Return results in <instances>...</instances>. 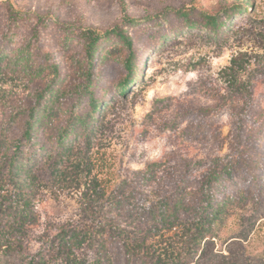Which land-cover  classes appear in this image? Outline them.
<instances>
[{"label": "rangeland", "instance_id": "1", "mask_svg": "<svg viewBox=\"0 0 264 264\" xmlns=\"http://www.w3.org/2000/svg\"><path fill=\"white\" fill-rule=\"evenodd\" d=\"M238 6L247 9L230 12ZM182 8L225 10L229 29L216 38L200 30L153 33L146 24ZM10 11L25 19L10 22ZM128 19L144 27L124 25ZM116 25L134 41L136 78L118 93L115 84L126 76L114 60L120 46L100 51L90 76L95 97H104L89 117L90 136L78 132L63 154L47 153L31 168L30 220L15 239L0 222V264H28L52 250L62 227L87 234L114 200L132 211L158 202L183 180L187 164L195 165L187 174L193 190L214 159L241 150L249 156L257 146L264 155V0H0V165L29 114L40 110L45 90V112L57 126L87 110L82 46L69 39ZM261 125L260 139H248ZM131 214L120 218L121 226H138ZM186 231L180 225L126 241L153 254L196 253L192 264H264V203L235 205L199 248L190 246Z\"/></svg>", "mask_w": 264, "mask_h": 264}, {"label": "trees", "instance_id": "2", "mask_svg": "<svg viewBox=\"0 0 264 264\" xmlns=\"http://www.w3.org/2000/svg\"><path fill=\"white\" fill-rule=\"evenodd\" d=\"M251 6V5H250ZM247 6H238L230 12L244 11ZM229 12V13H230ZM9 21L14 22L25 17L10 11ZM227 11L209 14L194 8L167 10L161 16L149 18L146 24L153 33L163 29L200 30L209 32L216 38L223 35L227 28L225 17ZM142 23V22H141ZM140 22L128 19L124 25L140 26ZM147 27V26H146ZM11 28L7 26L6 32ZM5 32V33H6ZM75 40L82 46L80 50L81 62L87 69V83L83 93L87 97L82 113L69 114L65 125L57 126L49 111L45 112L46 96L43 92V102L40 110L32 111L28 116L26 130L21 139L13 140L11 152L0 165V222L7 226L8 238L15 239L24 224L30 220L31 201L28 198L29 187L33 181L31 168L43 160L44 155L54 151L61 155L68 149L66 140H75L79 132L84 138L90 136V115L97 114L99 103L104 95L96 98L92 90L93 80L91 71L96 58L109 43H116L120 52L114 60L123 67L126 76H122L115 84L118 93L127 91L135 76L136 50L134 41L124 29L123 25H116L110 30L98 32L83 30L75 36ZM164 38V35H162ZM154 45L156 40L152 42ZM140 73V72H139ZM141 80V74H138ZM264 124V121H263ZM55 127V128H54ZM248 135V139L258 140L261 137L260 128ZM264 131V130H263ZM251 148L250 155L244 156L241 150L235 158L224 160L214 159L211 166L206 168L197 187L190 190L187 174L193 171L194 164H187L183 180L169 194L163 196L156 203L140 206L128 210L123 207L121 200H114L107 215L102 221L95 222L92 231L82 234L73 226L62 227L50 241L52 250L38 252L28 264H192L196 253L183 254L172 249L158 254L148 253L141 243L126 241V238H151L160 236L165 230L183 225L191 235L186 238L190 246L200 247L205 239L213 237L218 227L227 219L230 210L237 204L250 203L260 206L264 203V179L259 176L264 169L263 149L261 146ZM188 171V172H187ZM259 172V173H258ZM264 176V174H262ZM145 180V179H144ZM7 194L3 198L2 193ZM135 214L139 217L138 226L120 225V218ZM87 238V239H85ZM100 238V239H96ZM82 256L76 254L81 251ZM42 253V254H41Z\"/></svg>", "mask_w": 264, "mask_h": 264}]
</instances>
